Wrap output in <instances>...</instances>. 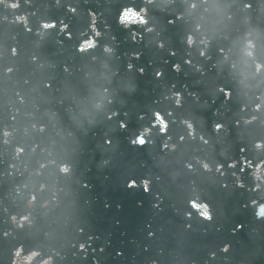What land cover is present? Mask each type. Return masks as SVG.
<instances>
[{"label": "water", "instance_id": "95a60500", "mask_svg": "<svg viewBox=\"0 0 264 264\" xmlns=\"http://www.w3.org/2000/svg\"><path fill=\"white\" fill-rule=\"evenodd\" d=\"M0 264H264V0H0Z\"/></svg>", "mask_w": 264, "mask_h": 264}]
</instances>
